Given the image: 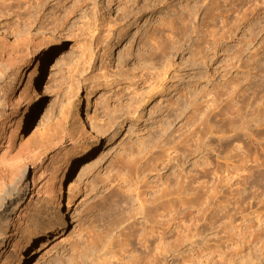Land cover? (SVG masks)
I'll return each instance as SVG.
<instances>
[{"label":"rangeland","instance_id":"obj_1","mask_svg":"<svg viewBox=\"0 0 264 264\" xmlns=\"http://www.w3.org/2000/svg\"><path fill=\"white\" fill-rule=\"evenodd\" d=\"M0 1L1 27L41 40L0 37L27 56L14 99L47 57L27 123L23 100L0 109L25 170L6 174L11 218L42 223L26 264H151L155 246L159 264H264V0Z\"/></svg>","mask_w":264,"mask_h":264},{"label":"bare ground","instance_id":"obj_2","mask_svg":"<svg viewBox=\"0 0 264 264\" xmlns=\"http://www.w3.org/2000/svg\"><path fill=\"white\" fill-rule=\"evenodd\" d=\"M85 6H86V2L80 3L78 7L82 11ZM0 10H1V3H0ZM0 23H1V20H0ZM10 36L19 38L21 39L20 42L21 41L26 42L28 46L34 47V48L39 46V43L41 42V40H38L36 35H33L31 33H21V32L15 33L13 31H9L5 29L4 27L0 26V37L4 39V37L6 38ZM171 39H174V37ZM48 40H50V36L46 37V39L44 40L45 41L44 43L50 44L52 42V40L51 42ZM6 44L7 42H5V45ZM174 45H175V42H174ZM10 47L12 48H6V47L0 48V109L6 108L9 105L13 107L15 105V102H18V101L21 102L22 100H23L22 103H25L27 98L30 97V94L26 96L25 94H23L24 92L21 93V95L17 99H14L13 97L14 92L19 88L21 80L23 79L25 75L22 72L20 64L23 62V59L26 58L27 56L24 55V49H23L24 47L22 48L19 46L18 47L15 46V49H13L14 48L13 46H10ZM30 47H28V49ZM46 65H47V57L44 54L38 58L36 68L34 69L31 75V79H32L31 81L33 83L32 92L34 93V95L31 97V101H27L25 103L23 110H19V116H18L19 121L17 122L18 123L17 125L19 128L22 127V123L24 124L27 123V121L30 118V115H32L35 108L39 106L38 104H39L40 94L38 93L39 91L38 89L40 88L42 84L43 74L45 72ZM11 68H15L16 72L14 71L15 72L14 75L9 77L7 75V71H9ZM7 79L8 81L6 82ZM201 97L203 98L205 97V92L201 94ZM202 104L204 105V102ZM211 112H213V110ZM86 118H87L88 123L93 126V117L91 113L89 112V101H88V108L86 112ZM6 125H7V122L5 120H0V242L2 244L1 245L2 248H0V264H26L29 258L27 243L31 238L35 237V239H37L39 237V234L41 233L39 230H41L40 228L42 226V223L39 222V223L26 226L20 232V234H17L18 229L26 221V217H24L23 219L22 217L19 216L15 220L14 218H11V213L8 208H10L11 206H14V202H16V199L14 201L12 198L15 188L13 184L7 185V183L5 182V179L7 176L6 174H9L10 172L15 171L17 168L20 169L21 166L24 164L22 161L23 160L21 156L22 154L21 155L16 154L17 146H16L15 136H14L16 131L11 130L10 132H8ZM6 132H7V136L4 138L3 136L6 135ZM1 146L3 148H1ZM81 149H82L81 152L75 158L72 157L68 160L66 166L63 168L61 172V179L59 181L60 185L58 187L59 192L58 191L57 192L60 193L62 199H63V190L65 189L66 186H68L70 182V176L72 175L73 171L75 170L77 166L82 165V162H85L90 157L91 150L87 144L84 143ZM37 157H38L37 154L34 155V159H35L34 161L38 163L41 162L42 161L41 154L39 158ZM79 170H80V167H79ZM21 171L24 172L25 170H21ZM37 180L38 178H36V173H35V177L33 179V186L36 185ZM28 191H29V186H27L25 196H27ZM33 194L34 193H30L29 196L31 197V195ZM67 200H68L67 205L69 207L73 202V192L71 191L69 192V197ZM31 201L32 200H30V203ZM144 203L141 205L142 207L145 206ZM60 205H62V203ZM16 210H17V207H13L12 211L14 212ZM61 227H63V221H61ZM11 228H13V230H11ZM243 238H246V237H243ZM109 253L111 255L114 254V252H109ZM111 255H109V258L100 256L102 263H99V264H117L111 261V258H114L113 256L110 257ZM152 255H153L152 259L151 260L149 259L150 261L148 260L149 263L152 262L151 264H159L158 248L156 246L154 248L152 247ZM83 256H84V253L78 256V262L76 264H84ZM145 262L143 263L145 264ZM121 264H126V263L122 262ZM208 264H213V263H208ZM216 264H223V263H216Z\"/></svg>","mask_w":264,"mask_h":264}]
</instances>
